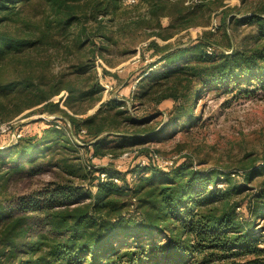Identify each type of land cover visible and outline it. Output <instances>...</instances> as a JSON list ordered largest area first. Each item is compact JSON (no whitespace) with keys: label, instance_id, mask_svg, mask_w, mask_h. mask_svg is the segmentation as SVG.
I'll return each mask as SVG.
<instances>
[{"label":"trees","instance_id":"obj_1","mask_svg":"<svg viewBox=\"0 0 264 264\" xmlns=\"http://www.w3.org/2000/svg\"><path fill=\"white\" fill-rule=\"evenodd\" d=\"M142 1L143 12L123 0H0V122H46L0 147V264H264V145L242 164L240 181L188 162L160 167L153 149L133 170L76 161L81 148L110 160L138 147L122 130L138 120L127 104L103 100L109 55L134 56L143 43L157 57L134 98L174 101L159 133L200 119L206 90L264 89V0ZM243 24L257 31L236 47L229 30ZM196 27L197 36L178 41ZM219 30L227 49L213 40ZM49 165L58 181L12 191Z\"/></svg>","mask_w":264,"mask_h":264},{"label":"rangeland","instance_id":"obj_2","mask_svg":"<svg viewBox=\"0 0 264 264\" xmlns=\"http://www.w3.org/2000/svg\"><path fill=\"white\" fill-rule=\"evenodd\" d=\"M229 2L230 4L237 3L238 0ZM122 5L124 8L137 12L145 10L142 0H138L135 4L123 2ZM220 18V13L214 17L218 24ZM164 22L166 23L167 20ZM200 28L202 27L183 32L178 41L188 42L197 36ZM256 31V27L249 24L238 27L233 25L229 30L236 47L250 44ZM213 40L219 49L228 48L223 30L217 31ZM142 44L138 46L139 52L134 56L109 55L115 66L107 65V67L113 74L108 75L107 80L102 79L112 86L108 92L104 93L103 100L108 102L112 98H119L127 104L126 108L129 113L138 119L128 123L122 129L128 135L137 136L139 141L135 138L131 139L135 143L134 146H138L136 155L128 158L113 157L110 160L107 157L93 158L86 148H81L80 152L74 155L77 158L76 161L85 163L87 160L96 165L109 164L124 170H133L144 159L149 160V151L153 149L162 160L173 162L169 164L170 167L188 162L203 170L213 168L228 170L234 172L236 180H242V172H244L242 164L258 157L264 145V89H254L253 85L249 87L234 85L231 88L215 87L206 90L197 100L200 104L197 107L200 119L192 123L182 119L179 127L172 129L169 125L165 132L159 133L165 124H170L168 114L174 101L167 99L159 103L140 102L134 98L135 92L132 93V84L140 77L143 69L157 58ZM159 68H161L160 64L155 67L156 70ZM99 69L101 72V67ZM97 108L98 106L92 108L90 113ZM48 116L42 117L49 119ZM36 118L38 115L11 121V130L0 131V145L5 146L13 141V130H24L26 133L42 132L46 122L34 120ZM144 130L148 134L143 132ZM142 133L150 137L142 141L139 139L144 135ZM118 138L117 136L110 137L111 140H118ZM60 172L58 167L49 165L42 173L27 175L14 182L12 191L29 194L40 190L47 183L58 181ZM86 186L90 184L86 183ZM95 190V187L91 188L92 192ZM261 223L262 221L259 222Z\"/></svg>","mask_w":264,"mask_h":264},{"label":"built area","instance_id":"obj_3","mask_svg":"<svg viewBox=\"0 0 264 264\" xmlns=\"http://www.w3.org/2000/svg\"><path fill=\"white\" fill-rule=\"evenodd\" d=\"M123 2L129 3V4H135L138 2V0H123ZM209 27L212 30H215L218 27L217 21L214 19L212 25ZM140 78L141 77H139L137 80H135V82L132 84V93L133 94L138 89V83L140 81ZM102 83L105 87V92H108L112 86L108 82L102 81ZM56 117H57L56 115H49L48 116L49 119H54ZM10 123L11 122H0V131L7 132V131L11 130L12 126L10 125ZM22 135H23V133L21 131L13 130V141L12 142L18 141V139L21 138ZM0 147H3V146L0 145ZM136 153H137V150L135 152L125 151L120 157L128 158V157H131L133 154H136ZM153 159L158 163V165L160 167H170L169 164L173 163V162H168V161L162 160L157 152H153ZM140 164L146 165L147 160L144 159L142 162H140ZM105 176H106V174L103 173V177H105ZM115 180L118 181L117 178Z\"/></svg>","mask_w":264,"mask_h":264}]
</instances>
